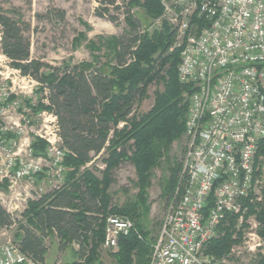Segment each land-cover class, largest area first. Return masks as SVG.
Returning a JSON list of instances; mask_svg holds the SVG:
<instances>
[{"label": "trees", "instance_id": "trees-1", "mask_svg": "<svg viewBox=\"0 0 264 264\" xmlns=\"http://www.w3.org/2000/svg\"><path fill=\"white\" fill-rule=\"evenodd\" d=\"M96 1L95 15L113 24L118 18L111 15V10L122 8L128 30L121 37L87 43L90 62L60 66L32 59L25 36L30 25L18 14L9 17L0 6V53L22 76L39 84L37 93L41 97L36 106L30 101L25 105L32 114L47 111L56 117L65 151L63 185L27 203L21 214L27 224L19 225L0 204V229L18 224L15 242L34 264H45L48 248L44 238L49 234L59 240L61 251L76 244L82 264H101L104 228L111 215L127 217L134 227L128 236L119 238L118 249L112 254L115 263L148 264L156 237L155 227L146 222L153 172L167 165L169 175L160 182L161 197L166 201L171 199L181 172V163L169 155L172 145L184 137L189 106L185 95L191 87L178 80L180 50L169 52L175 32L166 22L150 29L162 15L161 0H122V7L120 0ZM134 9L144 15L145 27L135 17ZM48 15L60 21L65 18L63 11L51 10ZM152 84L162 88L155 90L150 110L137 113L134 106L147 98ZM32 149L36 156H43L46 144L36 138ZM101 154L105 156L104 169L97 178L87 165ZM257 158L262 165L264 139L258 145ZM125 162L134 167L137 193L133 199L113 205L109 192L113 171ZM248 215H254L257 233L264 241V192L261 202L248 205ZM236 219H228L222 234L206 247V254L218 260L228 257L232 246L240 241V234L233 239ZM229 261L232 264V258ZM252 264H264V254H258Z\"/></svg>", "mask_w": 264, "mask_h": 264}, {"label": "built area", "instance_id": "built-area-1", "mask_svg": "<svg viewBox=\"0 0 264 264\" xmlns=\"http://www.w3.org/2000/svg\"><path fill=\"white\" fill-rule=\"evenodd\" d=\"M161 5L162 15L154 23L166 22L175 32L169 52L180 50L178 80L191 91L185 95L189 106L181 172L148 264H231L230 258L233 264L244 253L257 259L264 254L258 223L244 234L242 222L248 205L262 200L256 189L263 178L257 151L264 139V0H161ZM4 58L0 186H5L9 197L0 192V201L14 218L46 189L63 185L65 151L56 117L47 111L32 114L25 105L30 101L35 106L31 96L39 84ZM10 112L15 121L1 122V116ZM31 115L43 118V130L29 136ZM36 138L46 144L43 156H36L32 149ZM231 217L237 218L233 239L240 234V241L227 258L218 260L205 250ZM133 230L128 218H107L101 248L116 252L119 238ZM0 264L34 263L15 241L7 240L0 246Z\"/></svg>", "mask_w": 264, "mask_h": 264}, {"label": "rangeland", "instance_id": "rangeland-1", "mask_svg": "<svg viewBox=\"0 0 264 264\" xmlns=\"http://www.w3.org/2000/svg\"><path fill=\"white\" fill-rule=\"evenodd\" d=\"M122 2V0L119 1L120 7L123 5ZM0 6L9 17L15 18L14 14H18L23 21L30 25V31L26 33L25 36L30 42L31 58L40 60L50 66H60L63 63L78 64L81 62H90L91 55L87 49V43L90 41L94 42L98 38L107 39L113 36L121 37L124 35V31L128 30L122 15V8L120 10H111V15L118 18L117 23L113 24L109 22L106 17L99 18L95 15V10L98 7L96 0H0ZM51 10H55L56 12L63 11L65 14L64 21L56 19L53 15H48V12ZM132 12L145 27L146 23L142 12L139 9H134ZM159 27L160 26L153 23L150 29ZM5 66L4 55L0 53V72H4L6 69ZM9 85L12 86L10 82ZM161 88L159 84H152L148 88L147 98L134 106L136 112L140 114L148 112L153 105L155 90H160ZM14 89L16 92L18 91L17 84H15ZM34 92V95L32 94L31 97L33 104L36 106L41 95L37 93V90ZM8 118H12L11 121H15L13 112L1 116V122L8 121ZM42 120L43 118H35L33 115L30 116L31 123L27 125V134L29 136L43 130ZM183 152V140L177 141L172 145L169 157L181 163ZM104 158V154H101L95 157L87 166L97 178H101L104 169ZM263 163L264 160L262 159L259 174L262 175L263 178L262 180L260 179L261 183L256 189V192H258L261 197H263L264 192ZM167 175L169 174L166 164H163L160 168H156L153 172L151 187L148 190V206L150 209L146 217V222L148 225L155 227V235L158 233V226L161 224L168 203V201L161 197L160 190V182L162 178L167 177ZM113 179L114 183L109 190L113 205H121L125 201L134 198L137 193L134 186L136 175L134 167L129 162L121 164L113 171ZM21 191L22 190H20V192ZM46 191L48 190L46 189ZM0 192L5 195L6 199L9 197L5 186H0ZM0 204L6 210L1 201ZM26 208L27 205L24 209ZM24 209H22L20 213L14 215L15 217L17 216L19 225L27 224L26 220L21 216ZM111 216L127 218L120 215ZM254 220L255 217L247 213L242 222L245 227L243 229L244 234L249 232V228L252 225L257 224V221ZM18 224L13 228L0 229V246L6 243L7 240L16 241V237L19 235V230L17 229ZM51 235L46 239V246L49 251L46 256L45 264H82L81 259L76 255V244L69 245L65 251L57 253L55 248L56 239ZM113 253L114 252L101 248L99 254L101 264H116L112 256ZM255 260V257L251 258L244 253L242 259L238 260V263L233 264H252Z\"/></svg>", "mask_w": 264, "mask_h": 264}, {"label": "crops", "instance_id": "crops-1", "mask_svg": "<svg viewBox=\"0 0 264 264\" xmlns=\"http://www.w3.org/2000/svg\"><path fill=\"white\" fill-rule=\"evenodd\" d=\"M47 192H49V191H47ZM47 192H46V193H47ZM49 235H51V234H49ZM49 235H48V236H49ZM48 236H47V237H48ZM51 236H53V238L56 239V246H55V248H56V250H57V253H59V252L61 253V252L65 251V250L67 249V248H66V249H64V250H62V251L59 250V240L56 238V236H55L54 234H52ZM47 237L44 238V243H45V245H46V239H47ZM46 247H47V246H46ZM47 248H48V247H47ZM48 251H49V249H48ZM47 254H48V253H47Z\"/></svg>", "mask_w": 264, "mask_h": 264}]
</instances>
